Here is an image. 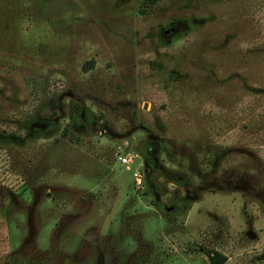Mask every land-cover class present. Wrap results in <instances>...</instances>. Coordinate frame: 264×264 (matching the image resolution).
I'll use <instances>...</instances> for the list:
<instances>
[{"label":"rangeland","instance_id":"1","mask_svg":"<svg viewBox=\"0 0 264 264\" xmlns=\"http://www.w3.org/2000/svg\"><path fill=\"white\" fill-rule=\"evenodd\" d=\"M212 251L264 264V0H0V264Z\"/></svg>","mask_w":264,"mask_h":264},{"label":"trees","instance_id":"2","mask_svg":"<svg viewBox=\"0 0 264 264\" xmlns=\"http://www.w3.org/2000/svg\"><path fill=\"white\" fill-rule=\"evenodd\" d=\"M33 126L35 127V125ZM207 258L209 264H224L226 262V257L217 251L208 252Z\"/></svg>","mask_w":264,"mask_h":264},{"label":"built area","instance_id":"3","mask_svg":"<svg viewBox=\"0 0 264 264\" xmlns=\"http://www.w3.org/2000/svg\"><path fill=\"white\" fill-rule=\"evenodd\" d=\"M117 159L121 164H125L127 162V158L126 156H121L120 154H117ZM134 178H135V185L137 186V188L141 185V178H140V174H138L137 172L134 173Z\"/></svg>","mask_w":264,"mask_h":264},{"label":"water","instance_id":"4","mask_svg":"<svg viewBox=\"0 0 264 264\" xmlns=\"http://www.w3.org/2000/svg\"><path fill=\"white\" fill-rule=\"evenodd\" d=\"M35 127L39 128L40 126H39V125H37V124H35Z\"/></svg>","mask_w":264,"mask_h":264}]
</instances>
